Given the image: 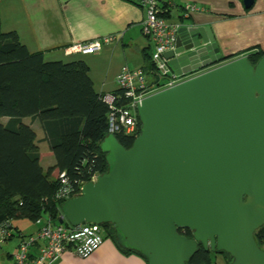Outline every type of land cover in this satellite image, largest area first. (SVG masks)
I'll return each instance as SVG.
<instances>
[{
    "label": "water",
    "instance_id": "1",
    "mask_svg": "<svg viewBox=\"0 0 264 264\" xmlns=\"http://www.w3.org/2000/svg\"><path fill=\"white\" fill-rule=\"evenodd\" d=\"M180 22L164 56L187 77L142 100L130 148L104 138L108 169L62 204L59 222L110 224L147 264H190L199 245L229 264H264V56L222 62L209 25Z\"/></svg>",
    "mask_w": 264,
    "mask_h": 264
},
{
    "label": "trees",
    "instance_id": "2",
    "mask_svg": "<svg viewBox=\"0 0 264 264\" xmlns=\"http://www.w3.org/2000/svg\"><path fill=\"white\" fill-rule=\"evenodd\" d=\"M247 55L256 64L264 52L251 49ZM89 72L82 59L46 61L41 52H30L16 31L2 29L0 17V226L21 217L36 221L44 215L58 222L62 204L79 196L85 183L108 169L100 145L109 135L111 108L104 101L106 93L94 88ZM113 94L114 104L121 106L122 94ZM35 123L40 124L43 138H38ZM138 123L140 134L139 117ZM116 137L126 148L135 139L124 134ZM41 141L47 142L55 157V164L47 169L40 162ZM54 170L58 171L55 178ZM63 172L66 185L59 177ZM64 187H70L72 194L58 199ZM103 228L105 238L116 242L113 227ZM179 232L191 236L189 229ZM255 238L264 248V225L255 231ZM210 253L199 245L190 264H212Z\"/></svg>",
    "mask_w": 264,
    "mask_h": 264
},
{
    "label": "crops",
    "instance_id": "3",
    "mask_svg": "<svg viewBox=\"0 0 264 264\" xmlns=\"http://www.w3.org/2000/svg\"><path fill=\"white\" fill-rule=\"evenodd\" d=\"M167 2H172L166 14L170 21L183 20L212 28L223 62L247 55L251 49L264 52V0H255L249 9L244 7L243 0H162L161 3L165 6ZM188 2L196 10L185 14L183 6ZM0 17L4 31H16L28 50L41 52L46 61H86L97 92H115L124 66L141 67L149 83L159 82L150 59L151 46L142 32L145 10L131 0H0ZM108 35H115L116 39L104 43L94 53L65 52V47L73 43L101 40ZM33 126L38 138H43L40 124ZM46 143L41 141L39 145L44 169L55 164ZM52 175L57 177L58 171L54 170ZM22 218L25 219L18 220ZM41 218L44 222L47 215ZM14 220L8 223L10 231L0 234V264H14L13 255L22 237L36 235L41 225L38 223L28 233ZM41 243L38 241L32 251L36 252ZM44 264H146V260L138 253L125 252L112 238L106 237L89 257H78L68 248L57 260Z\"/></svg>",
    "mask_w": 264,
    "mask_h": 264
},
{
    "label": "built area",
    "instance_id": "4",
    "mask_svg": "<svg viewBox=\"0 0 264 264\" xmlns=\"http://www.w3.org/2000/svg\"><path fill=\"white\" fill-rule=\"evenodd\" d=\"M145 10V17L142 22V32L148 39L151 46L150 59L159 82L149 83L146 72L138 67L130 69L128 66L121 68L118 75V89L116 92L108 93L104 96V101L110 106L108 114L107 131L109 134H124L136 138L139 135L138 105L151 93L173 86L187 76L179 75L170 65L169 59L164 54L176 49L178 28L181 22H172L166 18L170 11L172 2L162 5V0H131ZM185 14H190L196 10L192 3H185L183 6ZM115 35H108L103 39L73 43L65 47L67 54L71 53H94L99 51L104 43L113 41ZM161 78V79H160ZM113 93H121L125 99L121 106L114 104ZM62 184H67L64 172L59 175ZM95 179V178H94ZM93 179V180H94ZM82 189V187H81ZM81 193V192H80ZM71 188L64 189L57 193L58 199H67L71 196ZM42 219V218H41ZM40 218V228L36 235L23 236L16 253L13 255L14 264H44L57 260L66 249H70L75 255L81 258L89 257L105 241L104 228L95 223H83L73 226L66 221L60 223L53 222L47 217L42 222ZM4 226V225H3ZM0 226V234H7L10 230L6 225ZM38 244L37 251L32 248Z\"/></svg>",
    "mask_w": 264,
    "mask_h": 264
},
{
    "label": "rangeland",
    "instance_id": "5",
    "mask_svg": "<svg viewBox=\"0 0 264 264\" xmlns=\"http://www.w3.org/2000/svg\"><path fill=\"white\" fill-rule=\"evenodd\" d=\"M52 177L55 178V176H53V175H52ZM40 219H41V217H40ZM43 220H44V218H43ZM15 221H16V224H18L22 228V230H24V231H26L28 233L33 232V230L36 229V227H38L37 226V224H38L37 220L36 221H31L29 219L22 218L20 220H18V219L16 220L15 219L14 222ZM18 233L19 232H17L16 235H18ZM210 259H211L212 264H229V257L225 253H218V252L211 251Z\"/></svg>",
    "mask_w": 264,
    "mask_h": 264
},
{
    "label": "flooded vegetation",
    "instance_id": "6",
    "mask_svg": "<svg viewBox=\"0 0 264 264\" xmlns=\"http://www.w3.org/2000/svg\"><path fill=\"white\" fill-rule=\"evenodd\" d=\"M223 61H224V60H223ZM223 61H222V62H223ZM213 66H215V65H213ZM211 67H212V66H211Z\"/></svg>",
    "mask_w": 264,
    "mask_h": 264
}]
</instances>
